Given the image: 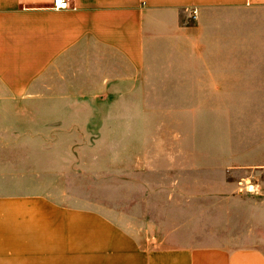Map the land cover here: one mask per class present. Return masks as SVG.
Returning <instances> with one entry per match:
<instances>
[{"label":"crops","instance_id":"obj_1","mask_svg":"<svg viewBox=\"0 0 264 264\" xmlns=\"http://www.w3.org/2000/svg\"><path fill=\"white\" fill-rule=\"evenodd\" d=\"M52 2L0 0V264H264L261 245L202 241L183 220L128 227L39 180L65 140L144 137L159 105L235 100L260 163L236 182L224 158L210 187L231 203L252 191L261 208L264 182L250 180L264 177V0Z\"/></svg>","mask_w":264,"mask_h":264},{"label":"rangeland","instance_id":"obj_2","mask_svg":"<svg viewBox=\"0 0 264 264\" xmlns=\"http://www.w3.org/2000/svg\"><path fill=\"white\" fill-rule=\"evenodd\" d=\"M237 102H210L225 109L223 116L212 110L218 113L213 117L207 115L210 103L159 105L164 117L149 121L144 137L65 140V158L48 160V168L40 161L42 189L65 198L69 206L98 209L128 227L170 220L173 228L183 220L190 225L189 232L202 241L228 235L231 240L209 242L264 247V238H255L264 236V204L258 207V197L244 190L232 193V203L221 201L210 187L215 182H210L209 173H222L224 158L228 159L226 172L236 182L252 169L240 168L243 164L260 163L246 147L258 141L249 135L252 128L238 123ZM189 106L195 113L192 117ZM170 111L175 113L173 118ZM246 150L251 153L246 154ZM250 181L264 182V177ZM230 204L233 213L229 212Z\"/></svg>","mask_w":264,"mask_h":264},{"label":"built area","instance_id":"obj_3","mask_svg":"<svg viewBox=\"0 0 264 264\" xmlns=\"http://www.w3.org/2000/svg\"><path fill=\"white\" fill-rule=\"evenodd\" d=\"M75 0H53L52 2V7L54 9H65V8H71L75 6L74 3ZM194 12V16L196 15L195 10Z\"/></svg>","mask_w":264,"mask_h":264}]
</instances>
